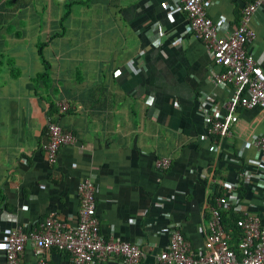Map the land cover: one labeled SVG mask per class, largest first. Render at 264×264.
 I'll list each match as a JSON object with an SVG mask.
<instances>
[{
    "label": "crops",
    "instance_id": "obj_1",
    "mask_svg": "<svg viewBox=\"0 0 264 264\" xmlns=\"http://www.w3.org/2000/svg\"><path fill=\"white\" fill-rule=\"evenodd\" d=\"M259 1L249 51L264 71ZM243 3L209 0L206 10L237 24ZM190 30L178 0H0V239L51 213L75 224L76 189L91 176L102 232L141 242L138 262L110 255L103 264H159L173 227L201 249L210 199L225 186L238 193L235 213L263 219L255 141L264 111L239 108L230 135L200 139L227 111L233 87L215 86L221 70ZM48 121L79 140L53 165L43 149ZM163 156L170 168L157 166ZM42 255L47 264H70L55 249ZM38 256L30 246L20 264Z\"/></svg>",
    "mask_w": 264,
    "mask_h": 264
},
{
    "label": "built area",
    "instance_id": "obj_2",
    "mask_svg": "<svg viewBox=\"0 0 264 264\" xmlns=\"http://www.w3.org/2000/svg\"><path fill=\"white\" fill-rule=\"evenodd\" d=\"M180 9L190 22L193 38L203 42L211 51L213 64L221 71L213 79L215 86L233 87L226 112L206 125L200 135L205 141L210 137L224 139L230 135L233 125L239 120V108L264 111V71L258 66L249 51L256 39L252 20L260 8L259 0H244L239 23L231 24L225 16L213 20L207 10L209 0H178ZM61 113H66L68 102L58 103ZM46 139L43 144L50 164H56L60 151L68 145H77L78 138L59 124L48 121ZM255 146L260 152L259 168L264 167V134L259 135ZM172 160L163 156L157 162L160 168H170ZM96 176L78 184L76 194L80 203L75 224L66 223L56 213L41 220L39 226L30 231L19 227L0 239V249L5 264H20L28 247L39 254L37 264H47L42 254L55 249L69 255L70 264H103L110 255L121 256L129 263L138 262L142 256L141 242L127 243L121 239L106 236L101 230L95 196ZM264 180V174H257ZM210 206V218L204 228V245L195 249L194 244L183 232L173 227L170 242L157 254L159 264H264V206L263 219L257 215L242 212L237 226L241 234L238 245H233V234L225 230L222 211L238 205L235 185L225 186Z\"/></svg>",
    "mask_w": 264,
    "mask_h": 264
},
{
    "label": "trees",
    "instance_id": "obj_3",
    "mask_svg": "<svg viewBox=\"0 0 264 264\" xmlns=\"http://www.w3.org/2000/svg\"><path fill=\"white\" fill-rule=\"evenodd\" d=\"M39 53H42V46L40 47V52ZM45 65H46V68H47V63L46 62H45ZM217 196L214 195L213 198L210 199V202H211L212 206L215 205L214 199ZM228 212L231 215L227 216V214L224 213V211H222V223H223V225L225 227V230L228 231L229 233L233 234L232 242H233V245L235 247H237V245H238V237L241 234L240 228L237 226V220H238V218H241L242 215H240V213H235L232 210V206H231L230 211H228Z\"/></svg>",
    "mask_w": 264,
    "mask_h": 264
}]
</instances>
